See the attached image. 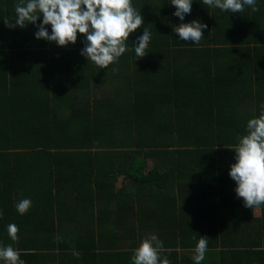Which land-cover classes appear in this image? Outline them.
I'll return each mask as SVG.
<instances>
[{"label": "trees", "instance_id": "16d2710c", "mask_svg": "<svg viewBox=\"0 0 264 264\" xmlns=\"http://www.w3.org/2000/svg\"><path fill=\"white\" fill-rule=\"evenodd\" d=\"M16 3L0 0V218L44 219L19 227L12 247L20 258L57 245L42 252L44 264L74 261L76 248L84 249L80 264H132L137 245L119 247L113 226L126 218L163 241L170 264H194L200 236L208 239L201 264H264V206L254 215L229 176L231 148L264 104V0L241 13L193 0L183 21L170 0H132L144 24L118 62L99 69L81 55L83 34L67 46L37 39L42 14L36 24L8 27ZM193 20L208 26L199 44L173 28ZM144 27L151 40L137 59ZM240 47L254 51L247 69L220 63ZM248 96L255 112L241 108ZM24 198L32 206L20 215L15 205ZM105 216L109 226L72 237L74 220L100 224ZM87 238L91 246L80 244Z\"/></svg>", "mask_w": 264, "mask_h": 264}, {"label": "clouds", "instance_id": "9594fccd", "mask_svg": "<svg viewBox=\"0 0 264 264\" xmlns=\"http://www.w3.org/2000/svg\"><path fill=\"white\" fill-rule=\"evenodd\" d=\"M193 0H170L175 7V16L181 21L192 10ZM204 5L226 12H243L245 6L253 12L259 11L256 0H202ZM15 21L5 20L12 28L36 24L42 14V22L35 33L37 39L53 41L59 46L75 44L78 34L86 37L81 55L88 58L97 69L108 68L117 63L128 51L127 41L134 31L143 24L144 18L132 0H18L14 6ZM47 25H51L49 33ZM208 26L198 20L175 25L174 31L181 40L199 44L204 38L202 29ZM135 43V55L144 57L151 40V32L144 27L143 34ZM162 63V62H161ZM259 116L250 118L246 125V134L238 136V143L231 149L235 151V162L231 164L229 176L236 182L235 193L243 200L244 206L254 209L264 206V104H261ZM32 206L28 198L21 199L15 205L17 212L24 215ZM2 216V212H0ZM9 238L19 240V228L16 224L7 226ZM195 239V237H194ZM163 241L152 234L143 238L132 250V264H170L166 257H161ZM208 249V239L200 236L195 248L194 264H201ZM79 259L80 253L73 251ZM21 253L11 244L0 245V261L3 264H25Z\"/></svg>", "mask_w": 264, "mask_h": 264}, {"label": "crops", "instance_id": "0c3cea01", "mask_svg": "<svg viewBox=\"0 0 264 264\" xmlns=\"http://www.w3.org/2000/svg\"><path fill=\"white\" fill-rule=\"evenodd\" d=\"M232 49L233 50H231L230 52L229 51L228 52H223V53H226L225 54L226 56L224 55L223 58L221 57L220 63L223 64V62L224 63L229 62V65H231V63H232V64H234L233 66L234 67L236 66V68H238V69H241V70L247 69L248 68V61L249 62L251 61L252 54L254 53V51L252 49H248V48H244V47H240V48H236V49L235 48H232ZM214 53H217L218 54V57H217L218 58V61L217 60H215L214 62L212 61V65L213 66L216 65V63L219 62V59H220L219 52H214ZM259 55L260 56L264 55V49L259 50ZM235 61L238 63V66L236 65V62ZM200 62H201V60H200ZM252 99H254V97H249L248 96V97L244 98L242 101H240L241 104H242L241 105V108L248 109L251 112L252 111L255 112L254 105H255L256 101H253ZM15 211H17V210H15ZM253 213L256 216L259 214L257 208H254ZM16 214H17V212H16ZM7 218L8 217H6V219L0 218V224L1 223L3 224L1 226V228L4 225H7L8 226L9 224H16V225H18V228L20 226H22V225H25V227L30 228L31 225H28V223L31 224L30 222H32V221L35 222L37 220L38 223L36 221L35 224H39V223L42 222V220H44L43 218H40L39 217V218H36L35 220H29V218L28 219L26 218L27 219V221H26L25 218L24 219L18 218L16 220L13 217L12 219H8V221H7ZM95 219L96 218H93L94 221H92V222H85L82 219V221L80 223L79 222H76L74 220L73 221L74 223L72 224L73 225V229H72L73 230V235H72V237H74V238L76 237L75 234H77V230L78 229H84L85 231H83V232H87V234H90V232H92L91 229H94V231H95V230H97V228H98L99 225L104 224V225L109 226L112 223L111 221H112L113 218H111L109 216H105V217H103V220L101 221L100 224H97L98 221L95 220ZM115 221H116L117 224L116 225H113V226L116 229V231L118 232V236H119V239H118L119 240V243H118V245H119V247H127L130 244H132L131 246H135V245L138 246V244L142 240L139 237V233L141 234V236H144V234L146 233L145 230H142V229H140V227H138V222H136V220L134 222H132L133 219H131V220L127 219L126 220V218H124V219L123 218H118ZM55 222H58L57 221V218H56ZM7 226L6 227L4 226L5 230H7ZM62 228H63V226H62ZM2 236H6V238H3L2 241H0V245H4L5 246V245L11 244L15 248H17L16 243H14L9 238L7 232L5 234L2 233ZM35 236L37 238L40 237L39 235H37V233H35ZM73 242L74 241H69L68 243L73 244ZM80 242H79L80 244H84V245H87V246H91L93 244L91 238H87L85 240H81ZM107 242L109 244H111L109 242V240H107ZM75 250L78 251V252H81L84 249L76 248ZM177 250L179 251V254H180V252H182V253L185 252L187 254H190L191 253L189 251L190 249H186V248L181 249V247H179V246H177ZM58 251H59V248H58L57 245H55L53 247V249L52 248L51 249H41V250L38 251V252L41 253L40 254V257L38 259L37 258H32V260L30 261V260H27V258H25V264H44V262L46 260L42 257V252L43 253H47L48 255L49 254L52 255L53 252H58ZM190 255H192V254H190ZM190 257H192V256H190ZM0 264H3V262L0 263ZM48 264H80V260H77V258H75L74 261L73 260L63 261L61 258H58V256H55L52 259H51V257L49 258Z\"/></svg>", "mask_w": 264, "mask_h": 264}, {"label": "rangeland", "instance_id": "374dc122", "mask_svg": "<svg viewBox=\"0 0 264 264\" xmlns=\"http://www.w3.org/2000/svg\"><path fill=\"white\" fill-rule=\"evenodd\" d=\"M151 163L149 162L148 163V166L150 165ZM122 183V177H120L119 179H118V181H117V186L119 185V184H121ZM104 227H106L104 224H102L101 225V227H100V229H102V228H104ZM149 235L147 234H144V237L146 238V237H148Z\"/></svg>", "mask_w": 264, "mask_h": 264}]
</instances>
